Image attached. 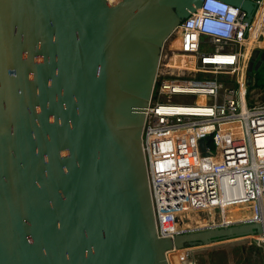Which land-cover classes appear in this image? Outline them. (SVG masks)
Instances as JSON below:
<instances>
[{
	"label": "water",
	"instance_id": "1",
	"mask_svg": "<svg viewBox=\"0 0 264 264\" xmlns=\"http://www.w3.org/2000/svg\"><path fill=\"white\" fill-rule=\"evenodd\" d=\"M220 1L251 24L263 0ZM203 3L0 0V264H169L173 249L264 235H157L145 110L165 41ZM263 66L255 49L249 87Z\"/></svg>",
	"mask_w": 264,
	"mask_h": 264
},
{
	"label": "built area",
	"instance_id": "2",
	"mask_svg": "<svg viewBox=\"0 0 264 264\" xmlns=\"http://www.w3.org/2000/svg\"><path fill=\"white\" fill-rule=\"evenodd\" d=\"M259 4L248 24L241 8L204 0L164 43L142 134L160 239L264 225V90L247 85L251 50L264 48V0ZM171 56L198 74H167L162 64ZM241 206L247 217L230 223L220 217ZM198 216L207 223L197 224ZM257 236L262 242L254 243L252 262L264 264L257 258L264 235ZM194 248L183 249L182 261L196 264Z\"/></svg>",
	"mask_w": 264,
	"mask_h": 264
},
{
	"label": "rangeland",
	"instance_id": "3",
	"mask_svg": "<svg viewBox=\"0 0 264 264\" xmlns=\"http://www.w3.org/2000/svg\"><path fill=\"white\" fill-rule=\"evenodd\" d=\"M254 49H256V47ZM254 49L251 50V53L254 51ZM162 65H163L162 66L163 69L166 71L167 74L182 75V74H188L189 72L188 71L189 68L184 67L178 61V59L177 60L175 59V61L170 64L163 62ZM195 221H197V224H202V225L207 223V221L202 220L201 218H199V216L195 217ZM260 242L261 241L259 240L257 243ZM254 243H255L254 240L248 237L247 242L243 245H239V240H231L209 246L204 251L200 250L201 251L200 253H198L199 251L198 248H194V250L198 249L195 250L194 252L196 253L194 254V260H196V264H253L252 252L256 250V248H254ZM202 252H206V253L202 254ZM257 252H258L257 258L262 260L261 263H264V248H259ZM184 253L185 252L183 250L182 252L171 254L170 263L178 264L173 258L176 257L177 259L179 258L181 260ZM184 264H190V263L185 261Z\"/></svg>",
	"mask_w": 264,
	"mask_h": 264
},
{
	"label": "bare ground",
	"instance_id": "4",
	"mask_svg": "<svg viewBox=\"0 0 264 264\" xmlns=\"http://www.w3.org/2000/svg\"><path fill=\"white\" fill-rule=\"evenodd\" d=\"M107 1L110 4H112V6H115V5H117L118 3H120L123 0H107ZM261 47H264V41L261 42ZM174 61H175V59L172 62H174ZM188 71H189L188 74H182V75H196V74H198L195 71V69H188ZM200 102L203 103L204 102V99H200ZM248 215H249V209H248V207H242L241 206V207H232V208L225 209L224 213L220 217H222V219L226 223H230V222H234V221H237L239 219L245 218ZM249 237H255V239H256V240H254L255 243H257L259 240L262 242V240H261V238L259 236H249ZM247 238L248 237H244V238H238V239H234V240H239V245H243V244H245L247 242ZM227 241H231V240H227ZM212 245H215V244H212ZM212 245L201 246V247H196V248L199 249L198 252L200 253L201 252L200 250H203L204 251L205 249H207V247L212 246ZM198 249H195V250H198ZM192 250H190V251L194 253L195 250L194 249H192ZM182 251L183 250H171L168 253V261H169V264H171L170 263V256H171V254H176L177 252H182ZM205 253L206 252H202V254H205ZM173 259H175V261L178 264H184V262H185V261H182V259L181 260L179 258L177 259L176 257L173 258Z\"/></svg>",
	"mask_w": 264,
	"mask_h": 264
},
{
	"label": "trees",
	"instance_id": "5",
	"mask_svg": "<svg viewBox=\"0 0 264 264\" xmlns=\"http://www.w3.org/2000/svg\"><path fill=\"white\" fill-rule=\"evenodd\" d=\"M253 88L264 90V66L257 73L254 74V87Z\"/></svg>",
	"mask_w": 264,
	"mask_h": 264
},
{
	"label": "crops",
	"instance_id": "6",
	"mask_svg": "<svg viewBox=\"0 0 264 264\" xmlns=\"http://www.w3.org/2000/svg\"><path fill=\"white\" fill-rule=\"evenodd\" d=\"M251 239H253V240H256L254 237L252 238V237H250Z\"/></svg>",
	"mask_w": 264,
	"mask_h": 264
}]
</instances>
